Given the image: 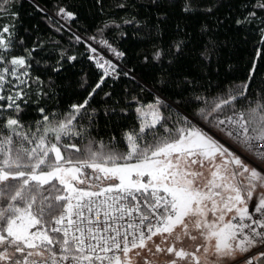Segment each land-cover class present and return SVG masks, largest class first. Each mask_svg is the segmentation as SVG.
<instances>
[{
  "label": "snow or ice",
  "instance_id": "6c2138e0",
  "mask_svg": "<svg viewBox=\"0 0 264 264\" xmlns=\"http://www.w3.org/2000/svg\"><path fill=\"white\" fill-rule=\"evenodd\" d=\"M226 2L183 0L181 11L213 15ZM152 3L159 6L160 0ZM115 7L126 3L118 0ZM242 7L234 20L229 13L216 22L256 25L264 46V0H243ZM55 16L57 32L77 19L65 6H58ZM18 19L13 12L11 23L0 22V264H259L264 259V250L246 255L264 248V87L255 95L251 90L264 47L255 49L241 86L207 94L192 89L193 95L175 101V110L159 94L148 104L137 101V124L121 139L105 140L90 131L96 114L90 101L108 78L135 79L134 70L121 73L89 44L88 59L100 71L91 91L59 115L39 107L40 119L27 123L23 113L33 85L38 99L48 92L32 73L42 44L26 45ZM134 22L135 17L110 18L97 29L101 39H88L122 59L125 53L103 34ZM74 39L84 42L79 35ZM184 46L178 39L167 52L156 48L152 59H175ZM210 49L214 43L204 58H210ZM76 59L61 50L52 71L59 73L63 61ZM181 105L191 112L181 111ZM74 139L80 144L70 142Z\"/></svg>",
  "mask_w": 264,
  "mask_h": 264
},
{
  "label": "trees",
  "instance_id": "16d2710c",
  "mask_svg": "<svg viewBox=\"0 0 264 264\" xmlns=\"http://www.w3.org/2000/svg\"><path fill=\"white\" fill-rule=\"evenodd\" d=\"M118 0H36L45 13L38 12L32 0H0V11L4 19L0 22L11 23V13L19 14V35L25 38L27 46L42 44L35 53L39 63H33L32 73L45 82L48 95L37 98L35 85L33 95L23 113L27 123L40 119L37 111L44 107L51 114L66 112L73 103H80L100 78V71L88 59L87 45L77 43L75 35L88 39L95 35L101 39L97 29L110 18L117 22L135 17L133 24H122L120 29L104 32L110 43L125 53L121 59V73L133 69L135 79L121 75L119 79L108 78L90 101V109H96L90 131L97 139L107 140L111 136L122 138L124 130L137 124L135 108L140 104L150 103L159 94L168 98L175 110V101L187 99L193 95L192 89L200 93L218 92L227 87L242 85L248 74V68L254 58L255 49L260 46L256 25L237 27L225 19L218 24L216 18L224 19L231 13L232 20L244 12L243 0H227L223 7L213 15L203 12L187 15L181 11L183 0H160L159 6L152 0H124L126 7H115ZM201 5H211L213 0H200ZM65 6L77 14V19L69 23L70 29L63 27L55 31L58 25L56 8ZM51 16L52 19H47ZM136 22H139L137 26ZM202 25L209 30L203 32ZM126 35L121 37L120 32ZM182 39L185 41L183 53L172 59L166 55L160 61L152 59L156 48L168 51L172 44ZM215 44L210 58L202 53L210 44ZM63 50L77 59L69 64L63 61L59 73L53 72L59 53ZM22 53V49L17 54ZM145 57H148L145 62ZM172 61L169 63V61ZM260 75L251 85L253 94L264 87V60L258 61ZM87 81L81 87L83 81ZM192 81V83H186ZM109 93L110 95H105ZM133 97L136 99L134 100ZM116 112L112 113L111 109ZM124 109L127 115L120 110ZM181 111L191 112V108L180 106ZM109 112V115H105ZM81 124L87 126L89 121L82 119ZM80 144L78 139L70 141ZM123 147V145H121Z\"/></svg>",
  "mask_w": 264,
  "mask_h": 264
},
{
  "label": "rangeland",
  "instance_id": "374dc122",
  "mask_svg": "<svg viewBox=\"0 0 264 264\" xmlns=\"http://www.w3.org/2000/svg\"><path fill=\"white\" fill-rule=\"evenodd\" d=\"M55 18H56V20H59L58 17H55ZM59 23H60V24H64V21L60 20ZM64 27H66V28H68V29L71 30L69 23H68V24H65ZM81 38H82V37H81ZM82 40L84 41V43H85L87 46H88L89 44H91L92 46L94 45V47H96L97 50H98L99 52H100V49H102V47H101L100 45H98L97 43H94L93 41H91V40H89V39L82 38ZM97 40H98V39H97ZM100 53H101V52H100ZM101 54H102V53H101ZM104 56H106L108 59H111V60L113 61V63H115V64H116V62L118 61V59L115 58L114 56H112L109 52L106 53Z\"/></svg>",
  "mask_w": 264,
  "mask_h": 264
},
{
  "label": "built area",
  "instance_id": "2783aa9c",
  "mask_svg": "<svg viewBox=\"0 0 264 264\" xmlns=\"http://www.w3.org/2000/svg\"><path fill=\"white\" fill-rule=\"evenodd\" d=\"M93 47H94V45H93ZM100 52L103 55H105L106 53H108L107 49H105V48L100 49ZM118 60H120V59H118ZM116 64L119 66V69L122 68V66L118 63V61L116 62ZM261 250H264V248H254V249H252V251L250 253H248L246 255H252V254H255V253H257L258 251H261ZM259 264H264V259L260 260L259 261Z\"/></svg>",
  "mask_w": 264,
  "mask_h": 264
},
{
  "label": "bare ground",
  "instance_id": "6f19581e",
  "mask_svg": "<svg viewBox=\"0 0 264 264\" xmlns=\"http://www.w3.org/2000/svg\"><path fill=\"white\" fill-rule=\"evenodd\" d=\"M118 63L122 66V63H121V59L120 60H118Z\"/></svg>",
  "mask_w": 264,
  "mask_h": 264
}]
</instances>
